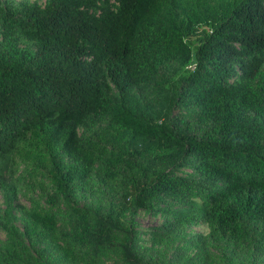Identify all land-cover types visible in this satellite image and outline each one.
Instances as JSON below:
<instances>
[{
	"label": "trees",
	"instance_id": "1",
	"mask_svg": "<svg viewBox=\"0 0 264 264\" xmlns=\"http://www.w3.org/2000/svg\"><path fill=\"white\" fill-rule=\"evenodd\" d=\"M0 193V264H264V0H0Z\"/></svg>",
	"mask_w": 264,
	"mask_h": 264
},
{
	"label": "rangeland",
	"instance_id": "2",
	"mask_svg": "<svg viewBox=\"0 0 264 264\" xmlns=\"http://www.w3.org/2000/svg\"><path fill=\"white\" fill-rule=\"evenodd\" d=\"M2 195L0 193V207L2 206ZM20 203L24 204L27 206L26 200H24V198H20ZM137 221L138 224L141 225V227L143 229H147L149 227H153V226H157L161 223V220L155 217H152L150 215H145V214H140L139 216H137V218L135 219ZM199 229H195V231H197Z\"/></svg>",
	"mask_w": 264,
	"mask_h": 264
},
{
	"label": "built area",
	"instance_id": "3",
	"mask_svg": "<svg viewBox=\"0 0 264 264\" xmlns=\"http://www.w3.org/2000/svg\"><path fill=\"white\" fill-rule=\"evenodd\" d=\"M190 70H194L195 69V64L194 65H191L188 67Z\"/></svg>",
	"mask_w": 264,
	"mask_h": 264
}]
</instances>
